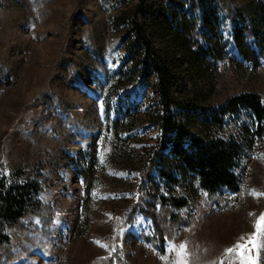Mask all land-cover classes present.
Wrapping results in <instances>:
<instances>
[{
	"label": "rangeland",
	"instance_id": "obj_1",
	"mask_svg": "<svg viewBox=\"0 0 264 264\" xmlns=\"http://www.w3.org/2000/svg\"><path fill=\"white\" fill-rule=\"evenodd\" d=\"M262 214L264 0H0V264H264Z\"/></svg>",
	"mask_w": 264,
	"mask_h": 264
},
{
	"label": "trees",
	"instance_id": "obj_2",
	"mask_svg": "<svg viewBox=\"0 0 264 264\" xmlns=\"http://www.w3.org/2000/svg\"><path fill=\"white\" fill-rule=\"evenodd\" d=\"M166 84H167V80H166ZM246 96L244 95H240L237 98H235V101L239 102L240 99H244ZM169 106H166L165 109H168ZM168 114V113H166ZM163 125L164 128L169 130V129H174L176 126L174 124V122L171 120L170 116H164L163 118ZM176 129V128H175ZM201 167L203 170H206L207 165L202 162L201 163ZM207 175L206 178L204 179V183L205 185L209 188V189H216L217 187H219V185L221 183L226 182L227 179V172L225 171V169H219V168H208L206 170ZM162 201L165 202L166 199L163 197ZM167 202H165L166 204ZM144 215H146L147 217H150L152 219L153 222H158L159 221H163L162 216L158 217L155 215H152L151 213L147 212L144 213ZM163 215V214H162ZM164 217H166V215H163ZM163 217V218H164ZM176 220H174L175 222ZM164 231L165 229H163L162 231L158 229L157 233L155 234V241L161 242L162 244V239H163V235H164ZM2 248L0 249V259L4 258L3 255H7L6 256V260H11L13 258H15V253L11 251V247H6V246H1ZM113 258L110 257V259L108 260L107 264H114L113 263ZM99 264V263H98Z\"/></svg>",
	"mask_w": 264,
	"mask_h": 264
},
{
	"label": "snow or ice",
	"instance_id": "obj_3",
	"mask_svg": "<svg viewBox=\"0 0 264 264\" xmlns=\"http://www.w3.org/2000/svg\"><path fill=\"white\" fill-rule=\"evenodd\" d=\"M258 223H259V224H264V214L261 215V217H260ZM251 243H252V246H253V247H256V244H255L254 241H252ZM177 251H178V257L180 258V259L178 260V264H184L183 259H182L183 256H184V254H185V253H184V245L181 244L180 247H179V249H178ZM228 251H231V249H229ZM241 255L243 256V252L241 253ZM247 261H248V264H251L252 258H251L250 255L247 257Z\"/></svg>",
	"mask_w": 264,
	"mask_h": 264
}]
</instances>
